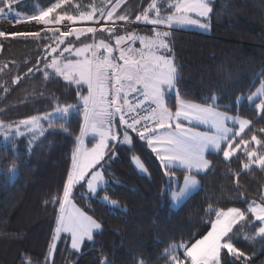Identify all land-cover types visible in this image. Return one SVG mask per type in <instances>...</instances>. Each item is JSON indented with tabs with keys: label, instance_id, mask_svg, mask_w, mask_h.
Returning <instances> with one entry per match:
<instances>
[{
	"label": "trees",
	"instance_id": "trees-1",
	"mask_svg": "<svg viewBox=\"0 0 264 264\" xmlns=\"http://www.w3.org/2000/svg\"><path fill=\"white\" fill-rule=\"evenodd\" d=\"M60 1L16 0L11 9L28 17ZM154 1L127 0L116 17L136 26L124 27L122 32L150 33L151 27L141 24L152 16ZM210 7L208 34L172 31L167 38L177 68L178 98L250 121L236 144L257 141L258 146L251 145L250 150L264 156V110L259 113L256 104L248 102L264 83V0H213ZM6 13L0 4V17ZM50 33L0 36V122L16 124L60 108L73 110L67 118L47 123L33 146L27 137L6 145L0 136V264H173L175 254L186 260L185 250L209 234L218 211L230 209L241 210L246 218L224 239V245L231 244L235 251L224 246L220 263L264 264L260 223L249 212L252 204H264V167L245 170L247 152L230 160L225 159V150L209 153V170L196 175L199 190L174 210L171 194L181 188L188 172L165 167L146 140L120 122L116 130L128 132L130 142H111L96 169L103 170L108 182L99 195H107L122 209L81 194L83 183L74 190V198L101 224V231L79 253L71 250L66 236L54 243L85 122L82 100L89 89L66 82L52 70L47 56ZM92 39L89 34L79 45ZM241 97L245 99L240 101ZM169 106L177 109L176 97ZM95 142L88 140L87 145L93 147ZM136 157L147 174L137 170ZM12 167L18 169L14 181L8 177Z\"/></svg>",
	"mask_w": 264,
	"mask_h": 264
},
{
	"label": "rangeland",
	"instance_id": "rangeland-1",
	"mask_svg": "<svg viewBox=\"0 0 264 264\" xmlns=\"http://www.w3.org/2000/svg\"><path fill=\"white\" fill-rule=\"evenodd\" d=\"M14 1L16 0H0L1 6L3 4L8 11L1 17L49 16L52 23L68 17L74 22L84 25L98 23L104 19L106 23L113 24V26L104 25L98 31L92 27L77 29L68 36L62 35L58 31L49 30L51 31V42L48 45L47 56H51L52 70L62 76L65 75L64 78L68 81L71 80L66 76L69 75L68 71H74L79 77L78 80L85 83L90 89V98L84 101V131L79 141L67 190L62 200L54 236L55 244L63 236H66L70 240L71 250L79 253L84 243L92 240L93 236L101 231V224L81 209L74 198V190L81 184L86 183L81 194L86 197L98 198L112 209H122L118 202L111 200L107 195H99L108 182L103 170L96 169L105 158L111 142L116 143L118 140L126 144L130 142L128 132L119 134L117 130L113 131L108 128L104 108L99 109L97 107L99 102L103 105L107 102V82L111 68L114 69L116 76L122 82L120 87H116L117 92L123 90L125 86L128 90L141 86L145 90L146 96L156 105L160 119L173 118L177 121L175 122V140L177 144L184 145L186 149L173 147L172 152L170 151L173 148L166 149V151L157 150V154L165 167L188 172L181 188L171 194V207L174 210L180 208L186 200L199 190L200 181L196 175L206 173L211 166L209 159H206L204 155L206 153L202 152L206 147H209L214 153L225 150L226 160H230L239 152H247L249 163L244 166L245 170H249L253 166L264 167V156H261L256 150H250L251 145L258 146L257 141H244L236 144V140L250 127V121L221 111L218 112L219 110L214 112V110H208L203 105L178 98V90L175 85L177 68L172 55V47L167 38L172 31H194L208 34L210 25L206 20L210 16V2L213 0H155L150 9L152 16L145 18L144 23L141 24L151 27V32L136 31L133 37H129L130 41L141 42V46L137 47L136 50L139 55L137 57L127 55L122 57L121 61L112 63L104 61L102 64H96L94 71L91 58L93 48H96L99 53V38L96 39V34L106 28H117V24L121 26L134 24L131 20L116 17L117 12L127 0H61L50 9L28 17L12 11ZM126 28L123 27L122 29ZM89 34L93 37L91 43L79 45L84 43L83 39L87 38ZM105 65L110 67H106L104 70ZM91 94L94 100H91ZM174 97L177 99V114L176 110L169 106V101ZM244 99L245 97H241L240 101ZM248 102L256 104V109L262 113L264 110V83L248 97ZM90 106H93L94 109H89ZM72 112L73 110L70 108H60L52 114L43 116L44 121L37 119L34 122L19 125H23L21 127H24L32 135L30 139L33 141L29 143L33 146L34 142H37L46 130V125L42 126L43 123L67 118ZM4 125L0 122V136L4 138V144H11L10 138L16 139L23 135H18L17 131L15 134L10 133L6 130L8 127L5 128ZM191 125H196L202 129H194ZM9 133L10 136L7 135ZM92 139H95L96 142L93 147H90L87 145V141ZM133 161L141 174L148 173L145 165L138 157L134 158ZM8 177L11 181L17 179V167L10 169ZM249 212L254 221L260 223L258 235L264 237V204H252ZM245 218V213L238 209L218 211L209 234L185 250L186 260L180 261L179 255L175 254L173 264H184L188 260L190 264H221L220 252L225 246L224 239ZM225 247L229 248V251H235L231 244H226ZM182 249L184 250V248Z\"/></svg>",
	"mask_w": 264,
	"mask_h": 264
},
{
	"label": "built area",
	"instance_id": "built-area-1",
	"mask_svg": "<svg viewBox=\"0 0 264 264\" xmlns=\"http://www.w3.org/2000/svg\"><path fill=\"white\" fill-rule=\"evenodd\" d=\"M104 25L113 26L112 23H106L104 19L98 23L84 25L76 23L68 17L52 23L49 16L31 18L5 16L0 17V36L7 39L39 37L49 30L58 31L62 35L68 36L77 29L92 27L98 31ZM133 26L135 24L129 27ZM104 59V54L93 52L92 60L94 62L101 63ZM116 79V74L113 71L109 72L108 97L106 104L103 106L108 128L114 131L120 122L124 128L141 139L147 140L161 127V123L157 118L158 109L156 105L146 96L141 86L132 89L128 94L119 98L116 90Z\"/></svg>",
	"mask_w": 264,
	"mask_h": 264
},
{
	"label": "crops",
	"instance_id": "crops-1",
	"mask_svg": "<svg viewBox=\"0 0 264 264\" xmlns=\"http://www.w3.org/2000/svg\"><path fill=\"white\" fill-rule=\"evenodd\" d=\"M121 23H124V22H121ZM117 27L118 28H114V29L106 28V29H103L102 31H99V54H104V57H105L104 61H107L109 63L116 62L118 60L121 61L122 57H125L127 55H132L133 57H137L139 55L136 52V50H137V47L141 46V42H138L136 40H133V41L129 40V37H133V35H134V33L136 31L134 30V31H129V32L128 31L122 32V30H123L122 28L123 27H127V26L118 25ZM93 52L94 53H98L96 51V48H93L91 55L93 54ZM91 58H92V56H91ZM104 61L101 62V63H97V62H94L92 60L93 71L95 70V65L96 64H102V63H104ZM105 64L107 65V63H105ZM51 65H52V63H51ZM106 65H105V67H103L104 70H105L106 67H110V66H106ZM111 69H112L111 71L114 70L113 68H111ZM113 72H115V71H113ZM68 73H69V75H66V76L69 77V79H71L70 81H68V80H66L64 78L65 75L64 76H62L61 74H58V75L60 77H62L68 83H73L75 85H84V86H86L89 89V87L85 83H81L80 80H78L79 77L76 75V73L74 71H70L69 70ZM117 79H119V85L117 87H120L122 85L121 79L119 77H117ZM130 90H128L126 88V86L123 88V90H118V92H117L118 97L121 98L122 96L128 94ZM88 98H90V89H89V93H88L87 97L82 100V103L84 105L83 111H85L84 101L87 100ZM92 99H93V96L91 94V100ZM104 105L99 102V105L97 107H99V109H102V107ZM206 108L208 110H214V112L217 111L216 109H214L212 107H206ZM89 109L92 110V109H94V107L90 106ZM175 112L177 114L178 110L176 109ZM194 112H196V111H194ZM208 112H212V111H208ZM218 112H220V111H218ZM212 114H217V113H212ZM42 118H43V116H38V117H34L32 119L22 120V121H20V122H18L16 124L3 123V124H5L4 125L5 128L8 127V129H6V130L9 131L10 133L15 134V131H17L18 135H22L23 134L21 137L16 138V139L10 138L11 143H12V141L19 140V139H21L23 137H27L29 139V142L33 141V140L30 139L32 135L24 127H21L23 125H19V124H21V123L24 124V123H28V122H34L37 119H41L42 121H44ZM157 118L159 119V121L161 123V127L156 131V133L154 135H152L151 137H149L146 140V142L148 143V146L154 152V154L159 158V156L157 154V150L166 151V149L168 150L169 148H173V147H177V149L179 147H181L182 150H185L186 147L184 145H182V144H177L176 140H175V136H176V134H175L176 133L175 122H177V121H175L173 118L160 119L159 118V114H157ZM84 124H85V122H84ZM45 125H47V123H43L42 126L44 127ZM191 126L194 127V129H197V130L202 129L201 127H198L196 125H191ZM188 127H190V126H188ZM7 131H6V133H8ZM83 131H84V126H83ZM83 131H82L81 136L83 135ZM10 133L7 134V135L10 136ZM81 136H80V138H81ZM8 141H9V139H8ZM34 143H36V142H34ZM166 145H167V147H166ZM173 150H174V148L171 149L170 152H172ZM202 152L206 153V154H204L206 159L208 158L207 155L209 153H214V152H212V150H210L209 147H206V149H203ZM159 160H160V158H159Z\"/></svg>",
	"mask_w": 264,
	"mask_h": 264
},
{
	"label": "water",
	"instance_id": "water-1",
	"mask_svg": "<svg viewBox=\"0 0 264 264\" xmlns=\"http://www.w3.org/2000/svg\"><path fill=\"white\" fill-rule=\"evenodd\" d=\"M116 83H117V85H119V79H116Z\"/></svg>",
	"mask_w": 264,
	"mask_h": 264
}]
</instances>
